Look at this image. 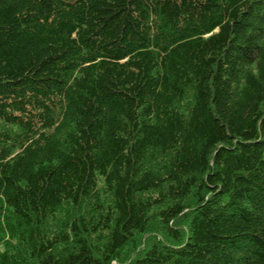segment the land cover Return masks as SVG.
<instances>
[{"label":"trees","instance_id":"trees-1","mask_svg":"<svg viewBox=\"0 0 264 264\" xmlns=\"http://www.w3.org/2000/svg\"><path fill=\"white\" fill-rule=\"evenodd\" d=\"M6 215L0 264H264V0H0Z\"/></svg>","mask_w":264,"mask_h":264},{"label":"rangeland","instance_id":"rangeland-1","mask_svg":"<svg viewBox=\"0 0 264 264\" xmlns=\"http://www.w3.org/2000/svg\"><path fill=\"white\" fill-rule=\"evenodd\" d=\"M110 192L111 191H106L103 193L105 205L110 202V198H111ZM94 205H95V202L93 199L91 200L84 199L80 204H73V205L70 204V201H66V203L62 207V211L57 213L54 219L47 220L45 222L47 223L46 226L49 227V229L47 230L48 233H51L55 229L54 227H59V225L61 224V220L65 216H68L69 219H72L71 216H76V217L82 216L86 220L88 219L91 220L92 216L97 218L98 216L95 211L100 213L101 210H95ZM68 211L70 212V214L68 213ZM12 228H13V217L11 215H6V218H4V220L2 221V224L0 225V244L1 243L3 244L1 245L2 247L0 248V252L4 250V246H5L4 243L7 242V245H11V249L13 250V251L9 250L8 253H15L18 256H22L23 255L22 251L26 252V249H28V245L25 241L21 240L20 237H22L23 235L26 236V231L24 228H18L16 229V232L18 234L16 232L10 234V231ZM18 256L17 258H19ZM126 256L127 254L123 256V259Z\"/></svg>","mask_w":264,"mask_h":264}]
</instances>
